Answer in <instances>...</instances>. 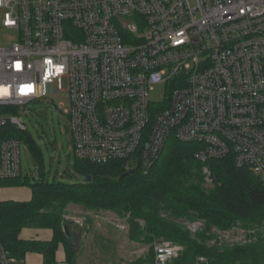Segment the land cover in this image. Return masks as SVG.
I'll list each match as a JSON object with an SVG mask.
<instances>
[{"label":"built area","instance_id":"obj_1","mask_svg":"<svg viewBox=\"0 0 264 264\" xmlns=\"http://www.w3.org/2000/svg\"><path fill=\"white\" fill-rule=\"evenodd\" d=\"M0 11V27L17 32L0 45V181L21 176L17 109L66 92L78 159L146 173L176 140L196 147L207 186V162L226 157L264 186V0H0ZM180 222L191 234L204 225ZM151 247L150 264L184 251L163 238ZM18 263L0 243V264Z\"/></svg>","mask_w":264,"mask_h":264},{"label":"trees","instance_id":"obj_2","mask_svg":"<svg viewBox=\"0 0 264 264\" xmlns=\"http://www.w3.org/2000/svg\"><path fill=\"white\" fill-rule=\"evenodd\" d=\"M27 144L37 159L39 150L29 134L14 133ZM196 147L171 140L150 169L135 166L126 173L121 161L93 164L76 158L74 169L80 182L50 181L42 171L39 177L25 175L0 181L1 186H26L29 200H0V243L23 264L28 252L43 255V264H56L55 253L63 245L67 264H76L78 249L66 237L63 226L71 230L66 207L72 203L85 211L109 210L125 218L130 240L152 244L158 238L184 247L172 264H194L196 256H206L209 264H264V240L246 244L209 245L212 227L224 229L236 222L244 226L264 221V186L246 167L236 166L230 157L213 159L207 165L213 171L214 185L208 187L203 163L193 156ZM87 177H90L87 180ZM20 181V182H19ZM201 220L204 229L191 234L180 219ZM86 222L90 218L84 216ZM48 228L49 241L22 239L23 228ZM129 264L153 260V251Z\"/></svg>","mask_w":264,"mask_h":264},{"label":"rangeland","instance_id":"obj_3","mask_svg":"<svg viewBox=\"0 0 264 264\" xmlns=\"http://www.w3.org/2000/svg\"><path fill=\"white\" fill-rule=\"evenodd\" d=\"M2 11H0V16ZM131 21L127 20V23ZM17 39V32L5 30L0 27V45H8L13 40ZM165 95V86L158 84L154 86L153 91L150 92V99L153 102H162ZM68 106V94L66 92L51 93L46 98H41L30 102L26 106L19 107L16 111L17 116L24 122L26 127V134H29L37 146L40 156H34L33 152L28 148L27 144L21 140L20 146V161H21V177L22 181L25 175L30 176L31 181L33 177H39L43 169L45 178L53 181L65 182H80L82 177L77 174L74 169L75 155L72 148V140L69 128V119L63 113V109ZM171 140H168L164 146L167 149ZM209 167V166H208ZM210 168V167H209ZM211 170V169H210ZM212 175L213 171L211 170ZM19 181V182H20ZM213 187V183L208 184ZM22 187V186H19ZM209 187V186H208ZM67 215L73 216H87L90 219L97 218L101 226L107 228H115L122 233H127V227L121 229L123 225H127L125 218H120L112 211H85L80 206L75 204H68L66 207ZM97 216V217H95ZM182 220V219H180ZM179 220V221H180ZM183 220H188L183 218ZM72 221V220H71ZM195 221V220H190ZM197 221V220H196ZM212 227L209 232L214 235L215 242L218 244L228 245L229 243H236L235 241L245 239L246 243L256 241L258 238L264 240V221L261 224H254L244 226L240 222H236L230 227L224 229L213 230ZM204 229V225L201 229ZM127 235V234H126ZM212 238V239H214ZM211 239V240H212ZM119 248H114V252H109L107 248L106 260L116 261L117 264H128L137 258L147 257L152 253L151 244L136 243L127 246L128 240L125 235L121 236ZM208 242L209 245H214ZM112 246V245H111ZM118 249H120L118 251ZM97 255V254H96ZM93 258L95 259V253ZM118 259V260H117ZM151 261H145L143 264H150Z\"/></svg>","mask_w":264,"mask_h":264},{"label":"crops","instance_id":"obj_4","mask_svg":"<svg viewBox=\"0 0 264 264\" xmlns=\"http://www.w3.org/2000/svg\"><path fill=\"white\" fill-rule=\"evenodd\" d=\"M30 198L31 191L26 186L0 187V200L12 199L25 201ZM65 218L71 220V216L69 215L65 216ZM98 221L100 220L97 218L90 219L89 222L84 220V223L87 225L83 226L81 230L74 229L73 237H75L74 239L78 249L76 264H117L116 261H109V259L106 260V258H108L106 255L107 248L111 253L114 252V248H119L122 235L127 237V246L136 244V242L129 239L128 233H122L120 230L115 228L101 226V223ZM20 237L22 239L49 241L52 238V231L48 228L26 227L21 230ZM119 250L120 249H118V251ZM94 253L96 256L95 259L93 258ZM55 258L56 264H67L62 244L58 245ZM23 264H43V255L37 252H28L24 257Z\"/></svg>","mask_w":264,"mask_h":264},{"label":"water","instance_id":"obj_5","mask_svg":"<svg viewBox=\"0 0 264 264\" xmlns=\"http://www.w3.org/2000/svg\"><path fill=\"white\" fill-rule=\"evenodd\" d=\"M127 173H129V174L133 173V169L128 170L126 173H124V175H126ZM89 179H90V177H87V180H89ZM85 225H87V224L82 223L80 221H72L71 230H70L68 225L64 224L63 229H64V232L66 234V237L69 240H73L74 229L81 230V228Z\"/></svg>","mask_w":264,"mask_h":264},{"label":"snow or ice","instance_id":"obj_6","mask_svg":"<svg viewBox=\"0 0 264 264\" xmlns=\"http://www.w3.org/2000/svg\"><path fill=\"white\" fill-rule=\"evenodd\" d=\"M17 67H19V65H17ZM45 79H47V76L45 77ZM25 87L28 88L27 91L22 90V89H24ZM4 90H5L4 92L7 93V89H4ZM31 90H32V86H31V85H23V86L21 87V89H20V91H21L22 93L30 92Z\"/></svg>","mask_w":264,"mask_h":264},{"label":"clouds","instance_id":"obj_7","mask_svg":"<svg viewBox=\"0 0 264 264\" xmlns=\"http://www.w3.org/2000/svg\"><path fill=\"white\" fill-rule=\"evenodd\" d=\"M56 71H59V69H56ZM22 90H24V91H27L28 90V88L27 87H25L24 89H22ZM5 90L4 89H0V92H4Z\"/></svg>","mask_w":264,"mask_h":264}]
</instances>
